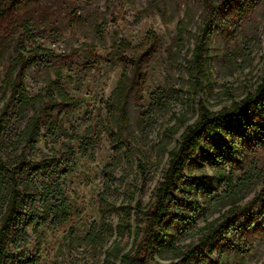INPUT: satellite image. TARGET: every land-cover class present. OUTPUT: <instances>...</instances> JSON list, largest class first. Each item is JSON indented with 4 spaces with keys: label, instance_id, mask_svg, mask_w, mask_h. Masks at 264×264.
Here are the masks:
<instances>
[{
    "label": "trees",
    "instance_id": "1",
    "mask_svg": "<svg viewBox=\"0 0 264 264\" xmlns=\"http://www.w3.org/2000/svg\"><path fill=\"white\" fill-rule=\"evenodd\" d=\"M47 1L0 0V64L7 51L6 43L19 30L23 31V35L32 37L34 10ZM86 1L54 0V4L60 12L74 17H80V11H87L89 26L104 41L107 20L100 22V17L94 14L98 8ZM188 2L147 0L146 6L135 18L138 23L157 12L164 21H170L184 10L177 24L176 36L166 48L163 36L155 29H150L136 44L119 38V31H115L112 48L101 60L110 65L120 63V77L103 102L106 115H99L96 124L84 134L69 133L65 129V121L82 106L62 85L61 66L55 70L56 78L49 79L39 93L31 95L25 85L29 70L36 64H50L56 57L55 51L41 45L28 51L24 40L18 39L2 86L5 91L9 88L14 91L15 109L24 118L31 109L41 106L28 117L24 129L10 145L5 141V133L11 117L6 112L0 114V264H38L45 239L39 231L40 227L48 224L61 227L74 214V207L69 204L60 183L63 175L73 173L77 167L76 152L72 146L52 148L48 154H43L40 161L31 160L23 153L12 160L4 157L9 147L16 153L21 143L32 152L39 151L37 146L44 137L43 130L46 138L56 139L62 135L76 139L80 151L93 157L95 150L89 152L95 142L91 134L100 129L108 136L113 151L111 161L101 171L103 189L97 197L99 220L91 224L83 238L71 226L64 238L68 247L99 246L104 249L103 264H167L154 257L148 260L145 253L155 247L157 251L168 249L175 256H183L182 264H248L252 253L264 245V76L254 92L229 108L211 111L204 101L197 102V119L185 128L180 141L168 152V167L154 189V201L148 209L139 201L133 205L132 202L117 204L113 200V195L120 189L117 182L125 180L124 175L118 176V170L130 159L127 135L132 122L142 132L157 122L156 116L168 110L179 96L176 80L180 78L182 69L189 84L186 90L181 89L184 91L182 95L186 94L187 100L195 104L199 88L203 86L202 79L208 77V48L214 34L223 37V58L231 62L243 54L232 44L237 41L241 30L252 23L258 10L264 7V0H200L203 20L191 49L192 57L187 59L185 53L188 50H184L193 17V7ZM227 30L231 33L226 34ZM164 51L167 56L166 84L155 88L147 98L148 79L156 59ZM127 52L131 55L128 56ZM174 117L177 118V115ZM178 120L184 123L187 118L180 116ZM221 129L236 132L239 137L245 138L242 151L239 159L234 158L238 155L235 139L230 143L223 138L225 143L222 146L217 141L213 143L224 149L221 158L230 161L231 168L227 174L226 167L221 166V158L211 157L217 166L215 172L219 184L217 187L205 186V192L213 205L231 203V206L220 217L201 227L199 242L190 245L184 252L176 241L194 224L199 211L198 202L186 194L190 191L189 184L194 182L188 177L186 167L204 150L203 140ZM252 130L256 132L253 136ZM176 133L174 125L162 131L154 146L160 158L168 151ZM245 165L248 168L234 182V171ZM140 168L145 169L143 164ZM259 182H263L261 191L245 204H238L235 197L241 191H251ZM221 185H225V189L218 193ZM180 188L182 191L179 193ZM116 215L118 220L115 223ZM30 230L35 236L33 251L29 248L32 242ZM132 234V247L126 250L123 240Z\"/></svg>",
    "mask_w": 264,
    "mask_h": 264
},
{
    "label": "rangeland",
    "instance_id": "2",
    "mask_svg": "<svg viewBox=\"0 0 264 264\" xmlns=\"http://www.w3.org/2000/svg\"><path fill=\"white\" fill-rule=\"evenodd\" d=\"M86 3L93 4L98 8L94 14L107 20L105 27V40L101 41L95 31L89 26L87 11H80V17L60 12L54 4V0L42 3L34 10L32 21V37L23 35L19 30L14 37L6 43L7 51L0 64V114L6 112L10 119L5 133L7 145L16 140L17 135L24 129L28 117L41 105H37L28 112L24 118L15 109L13 94L9 88L6 91L2 86L6 70L11 63L14 50L19 38L25 42L29 51L36 45L51 48L55 51L56 57L50 64L34 65L25 77V85L31 95L42 91L48 84L49 79H55V70L62 67L61 83L64 88L81 102L82 108L73 113L69 120L65 121V129L69 133L84 134L85 131L96 124L99 115L105 116L104 101L110 96L111 91L119 80L122 65L117 63L110 65L101 60L109 54L114 39L115 31H119V38H125L128 42L136 44L142 40L144 35L155 29L165 40V48L168 47L177 33V24L182 18L184 10L173 20L164 21L161 16L154 12L150 16L136 23L135 18L146 6L147 0H87ZM193 7V17L190 25V36L184 51L187 59L192 57L191 49L194 48L195 39L199 34V27L203 20V7L200 0H189ZM185 3H183V9ZM85 8V7H84ZM88 13V12H87ZM231 33L230 30L225 32ZM239 48L243 54L231 62L224 59L223 37L216 33L208 48L209 58L207 59V78L202 79L203 86L199 88L196 103L192 104L182 95L181 89L189 87L187 74L182 69L180 78L176 80V87L179 89V96L165 112L159 113L157 122L142 132L135 122H132L128 129V156L129 162L125 163L119 170L118 176H125L123 182H117L119 191L113 195V200L120 204L122 202L137 201L148 209L154 201L153 192L157 183L162 179L163 173L168 167V152L180 141L181 134L185 128L197 119V102L204 101L211 111L231 107L235 102L241 101L246 95L254 92L264 76V7H261L254 16L252 23L243 28L232 46ZM128 56L131 53H126ZM245 54V55H244ZM249 54V55H248ZM184 56V53H183ZM166 53L165 51L156 59L153 72L148 79L147 98L155 88L166 84ZM186 93V92H185ZM5 94V95H4ZM177 115V118L174 116ZM184 116L186 122L178 120ZM135 117V116H133ZM176 126L177 133L174 134L168 146L166 154L160 158L155 152L154 146L157 143L162 131L170 126ZM44 137L38 143L37 152H32L23 143L19 145L16 153L9 147L4 157L12 160L20 153L27 158L40 161L43 154H48L52 148L61 149L64 145H70L76 152L77 167L75 171L60 178L64 193L69 204L74 207V214L69 222L61 227H52L50 224L40 227L39 231L44 234V241L40 249L41 261L38 264H103L104 249L101 247H68L64 241L68 229L75 227L77 234L83 238L89 231L91 224L99 220L98 194L103 189L101 171L111 161L113 151L110 141L104 131L98 129L91 136L94 137L93 157L84 155L80 151L79 142L65 136L56 139ZM256 132L252 130L251 136ZM232 142L235 139L237 153L234 158L239 159L242 151V143L245 138L238 136L236 132H228L221 129L217 134L204 139V150L190 162L186 171L189 178L194 180L189 184L190 191L187 192L194 202H198L199 211L196 213L195 222L182 236H178L176 245L183 247L186 252L190 245L197 244L201 236L200 228L207 222L220 217L230 206L213 205L205 192V186L217 187L219 178L216 174L217 166L214 164L213 156L221 158L224 149H219L214 142L222 146L225 142ZM221 166L226 167L227 174L231 168V162L220 159ZM143 164L144 171L140 168ZM64 168V166H63ZM248 168H238L234 171L235 180L242 176ZM184 182V181H183ZM263 188V182H259L251 191H241L235 200L238 204H245ZM225 185H221L218 193L224 191ZM182 191L180 188L179 193ZM132 194H134L132 196ZM118 215L114 217V222ZM169 220H165L164 224ZM32 242L30 250H35V236L30 230ZM134 234L127 235L123 244L126 250L132 247ZM110 242L107 244V246ZM217 251L214 252L216 255ZM145 255L148 260L152 257L167 264H182L183 256H175L168 249L157 251L148 250ZM248 264H264V245L252 253Z\"/></svg>",
    "mask_w": 264,
    "mask_h": 264
}]
</instances>
